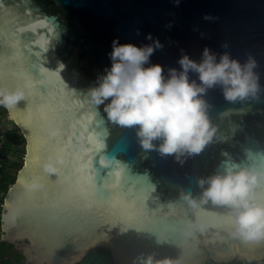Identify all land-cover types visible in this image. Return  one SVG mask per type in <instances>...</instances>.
I'll return each mask as SVG.
<instances>
[{"label":"water","instance_id":"1","mask_svg":"<svg viewBox=\"0 0 264 264\" xmlns=\"http://www.w3.org/2000/svg\"><path fill=\"white\" fill-rule=\"evenodd\" d=\"M149 34L163 47L145 67L158 64L166 77L182 55L199 62L205 47L257 65L255 97L206 91L216 132L182 163L143 150L136 129L86 101L111 68L112 42L141 47ZM0 88L27 96L1 120L25 154L2 203L0 243L24 264H79L98 248L113 264L141 253L173 264L264 261V240L234 235L230 208L183 199L198 201V181L225 162L264 171V0H0ZM256 195L264 202V185Z\"/></svg>","mask_w":264,"mask_h":264},{"label":"clouds","instance_id":"2","mask_svg":"<svg viewBox=\"0 0 264 264\" xmlns=\"http://www.w3.org/2000/svg\"><path fill=\"white\" fill-rule=\"evenodd\" d=\"M175 3L178 6L180 0ZM204 19L213 18L206 15ZM146 39L152 43L141 47L122 45L118 40L112 42L111 68L105 69L106 74L99 76L96 86L87 91L86 101L92 109L104 105L103 111L113 124L136 129L143 150L175 156L182 163V157L200 154L216 132L208 116V105L202 98L206 91L219 86L229 102L255 97L259 91L258 76L254 72L257 65L251 57L241 64L227 52L219 54L217 59L218 54L205 47L199 62L182 55L178 61L180 70L170 68L166 77L158 64L145 67L154 52L163 47L151 34ZM190 73L196 74L197 79H190ZM26 99L23 88H0V107L9 112ZM222 167V173L198 181L202 189L198 201L191 193L183 199L194 208L209 201L227 206L232 210L228 222L234 235L249 242L264 240V202L256 195L264 185V171L228 162ZM49 170L55 169L49 167ZM133 264L173 262L141 253Z\"/></svg>","mask_w":264,"mask_h":264},{"label":"trees","instance_id":"3","mask_svg":"<svg viewBox=\"0 0 264 264\" xmlns=\"http://www.w3.org/2000/svg\"><path fill=\"white\" fill-rule=\"evenodd\" d=\"M4 116H6V111L3 107H0V118ZM6 136L7 137L3 148V155L5 156V165L7 166V168L6 166L5 168L11 171L8 172L7 170L6 173H2V185L0 186V206L3 203L7 189L10 187V185L15 182L17 172L16 170H12L13 167L8 168L9 165L7 163L8 159L6 158V156L13 157L14 160H21L19 162L13 161V166L21 167L22 160L25 154V143L22 139V136L16 135L13 132H7ZM1 210L2 209L0 207V212ZM84 260L87 261L89 264H113L110 259L109 253L101 248L91 250Z\"/></svg>","mask_w":264,"mask_h":264},{"label":"built area","instance_id":"4","mask_svg":"<svg viewBox=\"0 0 264 264\" xmlns=\"http://www.w3.org/2000/svg\"><path fill=\"white\" fill-rule=\"evenodd\" d=\"M6 116H7V114H6ZM6 116H4V117H2L0 119L2 120ZM7 132L8 131L5 130V128L0 124V186L2 185V173H6L7 170H8V172L11 171L9 169H6L7 166L5 165V156L3 155V148H4L5 140H6V137H7L6 136ZM6 158L8 159V161L6 160L8 165H9L8 168L13 167L12 170H16L17 166H13V161L16 162L18 159L14 160L13 157H9V156L8 157L6 156ZM19 161L20 160H18V162ZM5 166H6V168H5ZM0 207H2V205ZM236 263L237 264H264V261H262L260 263H244V262H236ZM236 263H234V264H236ZM79 264H89V263L87 261L83 260ZM207 264H217V263H212L211 261H208Z\"/></svg>","mask_w":264,"mask_h":264},{"label":"flooded vegetation","instance_id":"5","mask_svg":"<svg viewBox=\"0 0 264 264\" xmlns=\"http://www.w3.org/2000/svg\"><path fill=\"white\" fill-rule=\"evenodd\" d=\"M0 264H23V257L11 245L0 243Z\"/></svg>","mask_w":264,"mask_h":264},{"label":"rangeland","instance_id":"6","mask_svg":"<svg viewBox=\"0 0 264 264\" xmlns=\"http://www.w3.org/2000/svg\"><path fill=\"white\" fill-rule=\"evenodd\" d=\"M19 160V159H18ZM18 160H17V162H18ZM21 161V160H20ZM15 171V170H14Z\"/></svg>","mask_w":264,"mask_h":264}]
</instances>
